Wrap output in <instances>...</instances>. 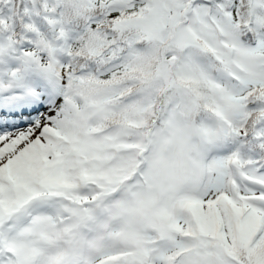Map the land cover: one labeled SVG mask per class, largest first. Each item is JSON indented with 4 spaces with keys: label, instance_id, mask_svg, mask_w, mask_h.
I'll use <instances>...</instances> for the list:
<instances>
[{
    "label": "snow or ice",
    "instance_id": "obj_1",
    "mask_svg": "<svg viewBox=\"0 0 264 264\" xmlns=\"http://www.w3.org/2000/svg\"><path fill=\"white\" fill-rule=\"evenodd\" d=\"M0 264H264V0H0Z\"/></svg>",
    "mask_w": 264,
    "mask_h": 264
}]
</instances>
